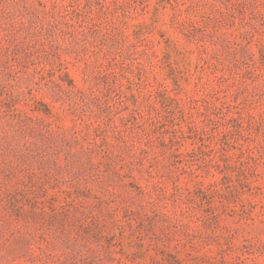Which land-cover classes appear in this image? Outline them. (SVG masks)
I'll return each instance as SVG.
<instances>
[{
    "label": "rangeland",
    "instance_id": "rangeland-1",
    "mask_svg": "<svg viewBox=\"0 0 264 264\" xmlns=\"http://www.w3.org/2000/svg\"><path fill=\"white\" fill-rule=\"evenodd\" d=\"M0 264H264V0H0Z\"/></svg>",
    "mask_w": 264,
    "mask_h": 264
}]
</instances>
